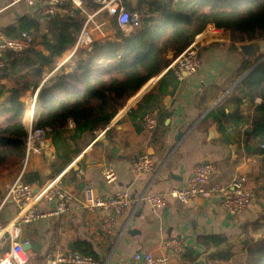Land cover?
I'll return each mask as SVG.
<instances>
[{
	"label": "crops",
	"instance_id": "1",
	"mask_svg": "<svg viewBox=\"0 0 264 264\" xmlns=\"http://www.w3.org/2000/svg\"><path fill=\"white\" fill-rule=\"evenodd\" d=\"M125 2L126 6L135 9L139 0L135 4L133 0ZM47 3L48 0H34V5L30 6L21 0H0V43L16 37L23 23L38 24L40 35L46 34L50 19L44 15L42 8ZM63 15L60 9L55 16ZM100 16L110 25V17L106 13ZM152 16L159 19V14ZM209 27L215 29L207 26L192 41L198 48L199 70L192 75L184 74L176 89L165 90L167 94L154 90L158 80L166 73L151 79L118 110L106 127L110 131L108 135L104 134L106 142L96 140L99 131L94 133L95 137L85 133L77 141L79 152L65 162L70 149L60 132L52 131L48 149L41 155L32 156L23 181L31 175H38L40 186L44 187L41 194L50 183L60 182L69 194L78 199L83 197L85 188H92L101 197H111L118 191L127 190L131 204L125 212L115 215L110 231L103 227V221L113 212H89L78 204L59 218L21 224L20 240L41 246L39 253L33 250L27 252L28 264H52L56 252H69L77 241L91 245L96 259L91 258L98 264H144L143 259H133L137 252L167 255L171 264H198V259L209 251L212 254L206 256L205 264H245L243 243L257 241L264 236V193L258 191L260 183L256 181L261 174L260 156L245 151L246 146L255 144L252 138L246 136V129L251 126L237 122L235 104L231 102L234 85L229 86V81L239 69L241 53L237 55L224 50L223 47L230 43L228 31L218 30L222 34L217 36L204 33ZM121 29L124 37L137 33ZM111 36L112 42L122 41L116 39L113 30ZM35 38L36 49L48 54L41 37ZM82 51L71 56L69 48L52 67L44 68V80L47 78L48 82L62 69L65 72L73 70L77 55ZM7 55L0 50L1 61L5 62ZM172 58L173 53H168L167 59ZM229 63H233V67ZM22 83L10 78L0 79V106L9 104L10 91ZM40 88L35 92L29 89L21 97L25 104L23 122L26 130L30 118L33 119L29 107ZM37 107L36 99L34 110ZM239 110L242 117L248 118L254 106L244 100ZM143 112L157 116L158 126L153 132L145 130L140 118ZM74 128L73 121H69L67 130L72 133ZM212 128L214 138L209 135ZM232 146L236 147L234 157L230 150ZM142 155L151 158L152 168L136 174L132 164ZM205 162L215 166L208 185H229L233 180L241 179L245 187L255 194V200L246 210L231 216L221 208L217 199H198L185 205L169 198L163 208L156 210L136 204V199L142 194L167 193L184 186L193 176L195 167ZM107 168L116 173V180L111 184L103 179ZM2 173L1 170L0 206L8 187L18 178L20 167L16 165L9 171L4 169L7 173L5 178H1ZM40 207L45 208V205ZM18 213L17 206L8 200L0 208V222L8 225ZM169 241L180 244L181 252L167 250L164 245ZM228 254H231L230 260L225 261L224 257Z\"/></svg>",
	"mask_w": 264,
	"mask_h": 264
},
{
	"label": "trees",
	"instance_id": "2",
	"mask_svg": "<svg viewBox=\"0 0 264 264\" xmlns=\"http://www.w3.org/2000/svg\"><path fill=\"white\" fill-rule=\"evenodd\" d=\"M83 3L89 12L97 9L88 0ZM124 4L127 13L137 12L141 16L137 33L124 37L117 15L111 16V29L116 39L122 41L94 43L91 50L77 55L73 70L65 72L62 69L48 82H43L44 68L52 67L56 59L73 46L85 17L67 6V14L49 17L44 35H40L38 24L21 25L19 34L13 39L22 33L41 37L48 54L35 47L19 54L8 53L4 66L0 67V79L23 82L10 91L9 104L0 106V168L20 165L24 157L27 130L21 97L29 89L35 92L41 87L38 107L33 111L34 127L60 132L70 149V155L65 157L68 162L79 152L77 141L83 134L95 137L94 133L105 130L124 103L159 76L207 26L229 32L230 43L226 45L229 51H239L237 44L240 43L264 41V0H139L135 9L126 6L125 0ZM154 14H159V19L154 18ZM170 52L173 58L168 60ZM240 56L239 69L229 81V86L234 85L231 102L235 104L237 122L252 127V133L246 136L255 144L246 146L245 151L260 156L261 174L256 181L260 183L258 191L264 193V58L249 72L256 61ZM178 83L175 73L168 70L154 90L167 94L165 90L176 89ZM244 100L254 106L248 118L240 115ZM147 114L149 112H143L140 118ZM69 121L75 125L72 133L67 130ZM26 179V184L41 185L38 175ZM243 246L245 264H264V236L257 241H246ZM70 251L96 259L91 245L85 242H74ZM230 256L225 255L224 260L229 261Z\"/></svg>",
	"mask_w": 264,
	"mask_h": 264
},
{
	"label": "built area",
	"instance_id": "3",
	"mask_svg": "<svg viewBox=\"0 0 264 264\" xmlns=\"http://www.w3.org/2000/svg\"><path fill=\"white\" fill-rule=\"evenodd\" d=\"M33 6L34 0H21ZM97 7L96 11L89 12L83 0H48L46 6L42 8L46 17H53L57 11L62 9L63 14L68 13L69 6L73 10H78L80 15L85 17L84 23L76 36V40L71 47V56L78 54L79 51L91 50L94 43H105L110 40L112 30L108 22L103 21L100 14L106 13L109 17L117 15L120 28L129 29L136 32L141 27V16L137 12L127 13L124 0H88ZM64 6V8L62 7ZM122 30V29H121ZM37 46V41L27 33L20 34L15 39H6L0 43V50L6 54H19L28 48ZM4 62L0 60V67ZM200 68L198 48L195 43H191L180 55L171 60V63L163 71L166 73L172 70L178 80L183 79V75L195 74ZM159 79V78H158ZM157 79V80H158ZM47 78L44 80L46 82ZM156 80V81H157ZM37 92L34 94L33 102L30 105V113L33 114L34 104H36ZM144 128L148 132H153L158 126V118L155 114H147L143 118ZM108 128L99 131L96 135L98 140L106 133ZM50 129L35 128L32 117L27 126V136L24 140L25 154L20 167L18 178L8 187L0 208L11 200L18 208V215L8 225L0 222V264H28L27 252L23 250V245L28 244L27 240H20L19 226L28 225L44 219L59 218L68 214L74 204L80 205L89 212L97 210L111 211L113 214L104 218L103 227L110 231L114 225L115 215L125 212L131 204L130 193L127 190L116 192L111 197L97 196L92 188H85L83 197L80 199L69 194L60 182L50 183L47 190L39 186L40 191L33 194V185L26 184L23 176L27 172L32 156L41 155L50 145ZM152 168V160L147 155L140 156L132 164L134 173L139 174L149 171ZM215 172L212 163L205 162L197 165L193 171V176L184 186L174 188L167 193L142 194L136 199L137 205H147L153 210L161 209L166 205L169 198L175 199L182 204L189 205L198 199L212 200L217 199L221 208L231 216H237L246 210L255 200V194L248 190L243 180H233L229 185L210 186L208 182ZM103 179L107 184L116 180V173L112 168H107L103 172ZM47 187V186H46ZM45 187V188H46ZM56 202V207L51 204ZM41 204L45 208L40 207ZM165 248L181 252L180 244L174 241L165 243ZM52 264H98L91 257L83 256L75 252H56L52 258ZM133 259L144 260V264H171L167 255L154 256L150 253L137 252Z\"/></svg>",
	"mask_w": 264,
	"mask_h": 264
},
{
	"label": "water",
	"instance_id": "4",
	"mask_svg": "<svg viewBox=\"0 0 264 264\" xmlns=\"http://www.w3.org/2000/svg\"><path fill=\"white\" fill-rule=\"evenodd\" d=\"M133 1H134L133 4H135L137 2V0H133ZM48 37L51 38V35H49ZM237 47H238V50L240 51V53L242 55H244L245 57L250 58L251 60L256 61L255 65L253 66L252 69L249 70V72L251 70H253L262 61V59L264 58V56H263L261 59H258L261 54H264V42L261 41V40L260 41H251V42H248V43H240V44H238ZM246 132L252 133V127H248L246 129ZM214 134H215V131L212 128L209 131L210 138H214ZM104 136L105 135L103 134L98 140L106 142ZM230 150H231L232 155L234 157L235 156L236 147L232 146ZM45 176H48V174H46ZM39 191H40L39 186L38 185H33V194H37ZM51 206L53 208H55L56 207V202H53L51 204ZM40 247L41 246L39 244H34L33 242L29 241L28 244H24L23 245V250L25 252L33 250L34 252L39 253L40 252ZM200 248L205 251V249L202 248V246H200ZM221 248H224V246H221ZM211 254H212V251H209L208 253L206 252L203 256H201L198 259L197 263L198 264H205L206 256L207 255H211Z\"/></svg>",
	"mask_w": 264,
	"mask_h": 264
},
{
	"label": "rangeland",
	"instance_id": "5",
	"mask_svg": "<svg viewBox=\"0 0 264 264\" xmlns=\"http://www.w3.org/2000/svg\"><path fill=\"white\" fill-rule=\"evenodd\" d=\"M103 21H104V20H103ZM110 27H111V26H110ZM132 33H134V31H133ZM229 35H230V34H229ZM111 37H112V36H110L109 38L111 39ZM108 41H111V42H112V40H108ZM263 42H264V41H263ZM91 48H92V46H91ZM91 48H90V49H91ZM223 48H224L225 51L230 52V51L227 49L226 46H224ZM70 50H71V48H70ZM231 53H233V54H237V55L240 54L239 51L231 52ZM239 56H240V55H239ZM262 56H264V54H261V55L259 56L258 59H260ZM253 61H254V60H253ZM228 65L233 67V63H229ZM7 167H9V168H7ZM14 167H15L14 165H8V166L1 167L0 171L2 170V172H3L2 175H1V178H5V177H6V174H7V173H4V169H7V171H9L10 168H14Z\"/></svg>",
	"mask_w": 264,
	"mask_h": 264
},
{
	"label": "bare ground",
	"instance_id": "6",
	"mask_svg": "<svg viewBox=\"0 0 264 264\" xmlns=\"http://www.w3.org/2000/svg\"><path fill=\"white\" fill-rule=\"evenodd\" d=\"M204 33H209V34H212V35H214V36H217V35H219V34H222L221 33V31H218V30H215V29H213L212 27H209V29L208 30H206ZM36 106V104H34V107ZM41 193H39V195H40Z\"/></svg>",
	"mask_w": 264,
	"mask_h": 264
}]
</instances>
